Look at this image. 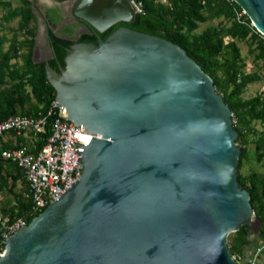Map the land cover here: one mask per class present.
<instances>
[{"label": "water", "instance_id": "95a60500", "mask_svg": "<svg viewBox=\"0 0 264 264\" xmlns=\"http://www.w3.org/2000/svg\"><path fill=\"white\" fill-rule=\"evenodd\" d=\"M75 1L59 7L80 31L53 34L92 32L96 43L66 47L37 27L32 61L58 116L85 129L80 176L6 239L0 264H235L226 236L260 223L238 187L237 133L212 80L161 35L120 24L101 40L133 21L128 4L99 20L90 0ZM232 1L264 37V0Z\"/></svg>", "mask_w": 264, "mask_h": 264}, {"label": "trees", "instance_id": "16d2710c", "mask_svg": "<svg viewBox=\"0 0 264 264\" xmlns=\"http://www.w3.org/2000/svg\"><path fill=\"white\" fill-rule=\"evenodd\" d=\"M62 1V0H56ZM142 14L134 15L125 26L155 33L165 37L182 49L213 83L216 93L231 112L232 127L237 133L239 163L238 187L249 194L253 218L259 223L255 233L257 244L264 241V92L245 99V88L264 78V37L255 31L240 7L232 0H138ZM45 11L49 28L55 20ZM216 21L199 31V26ZM0 120L9 116H46L54 89L43 79V63L32 61V49L36 35L35 18L28 0H0ZM113 27L100 34L104 40ZM54 43L70 47L73 43H94L92 36H80L75 42L60 39L47 31ZM238 43L246 46V55L253 71L246 72L245 58ZM6 47L5 51H1ZM258 126L259 129H256ZM12 137V133H8ZM48 131L41 135L14 137L10 150L26 146L35 153L45 144ZM28 142V143H27ZM251 146V150L248 148ZM251 161V163H250ZM254 166L256 168H254ZM259 168H263L260 171ZM21 192H14L15 185ZM25 181L17 166L9 161L0 165V220L8 223L22 219L27 225L42 210L33 212L29 200L22 193ZM252 232L247 225L240 226L226 236V250L230 256L243 258L251 247ZM3 244L0 239V252Z\"/></svg>", "mask_w": 264, "mask_h": 264}, {"label": "built area", "instance_id": "2783aa9c", "mask_svg": "<svg viewBox=\"0 0 264 264\" xmlns=\"http://www.w3.org/2000/svg\"><path fill=\"white\" fill-rule=\"evenodd\" d=\"M133 15L142 14V5L138 0H129ZM231 118V116H230ZM48 131L42 148L31 153L26 146L10 150L0 149V165L9 161L21 171L26 190L22 196L29 200L33 212L44 209L56 201L80 176V157L75 153V137L83 138L85 129L76 126L58 116L57 102L52 101L46 116H9L0 120V137L12 133L14 137L30 134L41 135ZM25 225L22 219L8 223L0 220V239H6L17 229ZM3 251V249L1 250ZM264 251V241L253 246L243 258L230 256L235 264H258Z\"/></svg>", "mask_w": 264, "mask_h": 264}, {"label": "flooded vegetation", "instance_id": "af4514ba", "mask_svg": "<svg viewBox=\"0 0 264 264\" xmlns=\"http://www.w3.org/2000/svg\"><path fill=\"white\" fill-rule=\"evenodd\" d=\"M63 1V0H62ZM129 0H95L93 5L91 6V10L96 14V16H98L97 18L103 19L105 17H107L108 13H113L116 10H120V11H126V4H128ZM86 7L89 8V5L87 4ZM49 17L52 18L53 20L56 18L55 20V25H56V29L58 30L57 33L60 36H68V37H73L77 32L80 31L79 28H77L74 24H72L69 21H64V17L62 14H60V12L58 11L57 14L55 11L51 10L48 12ZM89 16V15H88ZM92 16V15H91ZM90 17V16H89ZM91 19H94V17H90ZM65 22V24L63 25V23ZM100 22V21H99ZM131 23V22H130ZM127 22H123V21H116L114 23H112L110 26H108L103 32L98 33V37L100 34L104 33L105 31H107L108 29L113 27L112 32L121 24V25H125V24H130ZM61 25V27L59 28V25ZM67 28V30H66ZM54 29V28H53ZM52 29V30H53ZM111 32V33H112ZM110 33V34H111ZM83 35H87V36H92L95 39V42L92 44L96 43V38L93 35V33H89V34H81L80 36ZM78 36L77 39L80 37ZM100 38V37H99ZM48 39V37H47ZM76 39V40H77ZM65 40V39H64ZM39 52V50H38ZM43 56V55H42Z\"/></svg>", "mask_w": 264, "mask_h": 264}, {"label": "crops", "instance_id": "0c3cea01", "mask_svg": "<svg viewBox=\"0 0 264 264\" xmlns=\"http://www.w3.org/2000/svg\"><path fill=\"white\" fill-rule=\"evenodd\" d=\"M7 1H11L12 4L15 5V3L17 2V0H7ZM30 2V6L32 5L34 10L36 11V13L38 14V17H37V22L36 23V18H35V25H36V29L37 27L40 28V33L42 35H44V33H47V31L51 30V32H56L57 33V29H56V25L53 27V28H49L47 22H46V17H45V11H55L56 14L57 12L59 11L60 14H62V9L59 7V4L60 3H63V2H69L70 0H63V1H56V0H28ZM95 0H90V2H88V5H89V8L91 9L93 3H94ZM80 2V0H76L74 2V6L77 5L78 3ZM73 6V7H74ZM64 21H69L67 18H64ZM43 22H45V24H43ZM65 22L63 23V25L65 24ZM70 22V21H69ZM62 24L59 25V28L61 27ZM53 29V30H52ZM67 30V28H66ZM3 33L1 30H0V34ZM58 34V33H57ZM45 39V38H43ZM42 48H44L42 45H41ZM40 48L39 49V52H37L36 54V58L37 59H40L43 55V49ZM6 50V47H3L1 49V51H5ZM28 137V136H27ZM15 143V139L14 137H12L10 134H4L0 137V146L1 147H11L13 146ZM28 143V142H27ZM22 188V187H21ZM254 236V235H253ZM260 241H257V243H259ZM253 246H251L245 253H247Z\"/></svg>", "mask_w": 264, "mask_h": 264}, {"label": "rangeland", "instance_id": "374dc122", "mask_svg": "<svg viewBox=\"0 0 264 264\" xmlns=\"http://www.w3.org/2000/svg\"><path fill=\"white\" fill-rule=\"evenodd\" d=\"M216 21H213V22H209V23H206V24H203V25H200L199 26V31L203 30L206 26L208 25H213L215 24ZM239 47H240V50H241V55L245 58V62H246V72H250V71H253V68L251 67L250 63H249V58L247 57L246 55V46L243 44V43H238ZM259 92H264V78H262L261 80L259 81H256L254 82L253 84H250L248 85L243 94H242V98H249L251 96H253L254 94H257ZM256 129H259L258 126H255ZM250 150L252 149L251 146L248 147ZM251 163V161H250ZM262 165L264 166V158L262 160ZM254 168H256L254 166ZM260 171L263 170V168H259ZM14 192H21V185L19 183H17L14 187ZM4 195H0V204L2 203V201L4 200ZM256 231L254 232V236L252 235L250 237V239H252V245L251 246H255L257 245V241L255 240V235ZM258 264H264V251L261 253V255L259 256V260H258Z\"/></svg>", "mask_w": 264, "mask_h": 264}]
</instances>
